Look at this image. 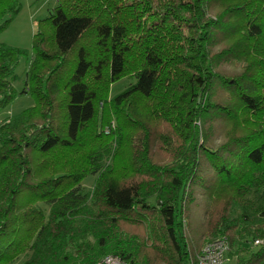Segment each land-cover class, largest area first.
I'll use <instances>...</instances> for the list:
<instances>
[{
    "label": "trees",
    "instance_id": "1",
    "mask_svg": "<svg viewBox=\"0 0 264 264\" xmlns=\"http://www.w3.org/2000/svg\"><path fill=\"white\" fill-rule=\"evenodd\" d=\"M18 12L0 0V31ZM21 53L0 46V110ZM19 94L35 103L0 123V264H189L196 187L225 264H264V0H58ZM112 123L118 143L127 126L151 142L130 164Z\"/></svg>",
    "mask_w": 264,
    "mask_h": 264
},
{
    "label": "rangeland",
    "instance_id": "2",
    "mask_svg": "<svg viewBox=\"0 0 264 264\" xmlns=\"http://www.w3.org/2000/svg\"><path fill=\"white\" fill-rule=\"evenodd\" d=\"M17 2L19 4V12L15 17H13V19L7 24V26L0 31V46L6 45L22 50V53L19 56V62L14 69L13 76L10 77L11 83L18 96L6 108L0 110V123L11 119L13 116L18 115L25 109L34 106L35 100L33 96L19 93L23 90L24 82L27 78V71L30 67V64L32 63L34 36L39 29L41 21L48 18L54 11V9L58 6V0H17ZM9 17V14L1 17L0 27L6 22L7 19H9ZM122 17L118 16V18H116L119 21ZM135 80L125 78L117 84H114L111 88L108 102L112 100L111 98L121 93L131 84L135 83ZM108 111L110 112V110ZM162 124L164 126H168L166 122H162ZM108 131L110 132L108 133ZM103 132L104 136L109 140L108 147L113 148L112 153L115 152L114 148H116L117 153V148L119 150V147H122L124 145V148L121 152H129V155H127L128 164L132 163L134 160H137V156L141 151L139 145H143V140L146 141L148 145L151 144V142H148L141 134L140 129L132 126H127L125 128V135L126 137H128V140L126 141V139H124L123 143L117 142V138L115 135L120 138V135H118L119 129L116 126L113 128V123L106 126L103 129ZM209 132L211 133V129H209ZM108 136L112 137L113 140ZM225 138H227L226 132ZM223 139L224 136L219 138L217 137L218 142L220 140L223 141ZM135 143H137L138 145ZM158 149L161 157L164 160H167L164 162L172 161L176 157V154L179 150L177 145L171 146L168 149H164L161 147H159ZM144 178L146 177L136 174L135 176L129 175L123 180L129 181L130 179H138L140 181ZM95 179L96 176H90L85 181H83L82 187L86 192L93 189ZM193 193L197 195L196 207L194 208V211L192 210V213L194 214L192 218H183L185 237L188 244V251L190 253L189 264H197L198 257L203 247L207 243L217 240L215 238L209 237V233H207L205 230V224L209 220V210L212 206V203L210 204V200L212 199V197L204 196L202 189L198 187H196ZM148 224L149 223H143L142 225L131 224L129 227H126L125 230L129 235H135L138 234L143 229V227L147 226ZM145 243L148 246L151 245V241H148L146 238ZM262 245L264 246L263 239H259V241L254 242V246Z\"/></svg>",
    "mask_w": 264,
    "mask_h": 264
},
{
    "label": "built area",
    "instance_id": "3",
    "mask_svg": "<svg viewBox=\"0 0 264 264\" xmlns=\"http://www.w3.org/2000/svg\"><path fill=\"white\" fill-rule=\"evenodd\" d=\"M228 243L226 239H217L207 243L197 260V264H225L227 261ZM99 264H126L121 258L106 256Z\"/></svg>",
    "mask_w": 264,
    "mask_h": 264
}]
</instances>
